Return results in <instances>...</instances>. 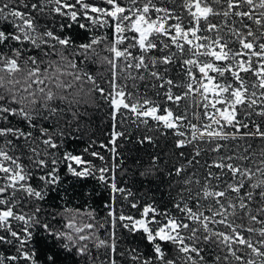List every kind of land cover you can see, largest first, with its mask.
<instances>
[{"label": "snow or ice", "instance_id": "6c2138e0", "mask_svg": "<svg viewBox=\"0 0 264 264\" xmlns=\"http://www.w3.org/2000/svg\"><path fill=\"white\" fill-rule=\"evenodd\" d=\"M102 103L106 142L66 150ZM134 135L170 207L121 185ZM66 261L264 264V0H0V264Z\"/></svg>", "mask_w": 264, "mask_h": 264}, {"label": "trees", "instance_id": "16d2710c", "mask_svg": "<svg viewBox=\"0 0 264 264\" xmlns=\"http://www.w3.org/2000/svg\"><path fill=\"white\" fill-rule=\"evenodd\" d=\"M86 34L81 33L77 42H80L81 38H85ZM89 70L94 74L98 71L102 72L103 69H98L96 65L90 64ZM92 112L91 117L86 118L89 122L82 128L84 135L83 140H75L69 138L65 144V148L68 151L79 153L87 146L89 139H95L99 142H106L107 130L109 128V121L106 115L107 108L103 105L99 110H90ZM135 135L131 141H124L123 146L119 149L121 155L116 161L121 165V168L126 170V173H118V179L122 186H126L131 189L141 199L143 203L154 202L160 208L170 207L169 189L166 179L162 180H145L139 175V171L143 169L149 162V155L155 152L166 151L164 142L160 141L159 148H152L150 145L140 146L135 143ZM96 150H100L97 146ZM106 156L109 154L104 153ZM86 159H92L90 156H85ZM97 165L101 164V161H94ZM139 162V163H138ZM65 190L68 196L69 206H84L90 205L94 209L97 215L102 219L106 213L104 204L108 200V193L95 179L89 178L86 181H80L79 183L68 178L65 182ZM63 194V193H62ZM83 194V195H82ZM172 195H175L173 191ZM90 196V198H89ZM120 235L119 246L123 250L126 246H138L141 250H144L146 242L140 241V236H132L126 230L118 229ZM65 264H72L71 261H66Z\"/></svg>", "mask_w": 264, "mask_h": 264}]
</instances>
